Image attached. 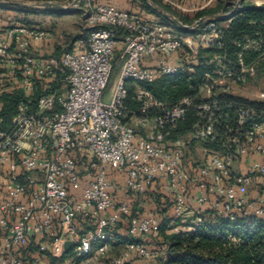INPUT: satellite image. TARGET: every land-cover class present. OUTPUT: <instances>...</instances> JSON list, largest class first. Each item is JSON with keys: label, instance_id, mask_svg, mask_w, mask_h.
<instances>
[{"label": "built area", "instance_id": "built-area-1", "mask_svg": "<svg viewBox=\"0 0 264 264\" xmlns=\"http://www.w3.org/2000/svg\"><path fill=\"white\" fill-rule=\"evenodd\" d=\"M82 2L88 37L61 59L35 53L47 30L0 29V95L24 94L10 126L0 127V264L161 260L169 245L159 248L156 237L166 216L134 207L152 191L169 196L177 224L168 232L195 231L206 210L264 217V90L248 88L264 61L263 33L235 42L230 54V20L204 17L177 30L170 19ZM252 5L264 8V0ZM117 53L120 75L104 101ZM178 74L193 83L176 102L145 87ZM191 113V130L173 139ZM193 144L202 145L198 164L187 158ZM125 222L135 241L109 258Z\"/></svg>", "mask_w": 264, "mask_h": 264}, {"label": "trees", "instance_id": "trees-1", "mask_svg": "<svg viewBox=\"0 0 264 264\" xmlns=\"http://www.w3.org/2000/svg\"><path fill=\"white\" fill-rule=\"evenodd\" d=\"M34 1H56V0H34ZM140 3L143 10L154 14L155 18L162 23H169L170 20L161 13L153 9L147 0H134ZM156 5L172 13L181 23L190 25L204 17H211L222 13L230 12L235 5V0H218L215 6L201 10L193 15L181 14L171 6L164 4L161 0H151ZM16 8L20 11H30L21 7L2 5L0 8ZM45 13L67 15L61 12H54L47 9ZM79 12L74 11L73 13ZM179 13V14H178ZM229 26L225 32V43L230 54L235 51V42L243 40L248 35H253L260 31L264 35V8L254 7L253 5L242 4V8L234 17L218 22L229 21ZM25 24V23H24ZM177 30H181L174 25ZM88 32L77 35L73 39V44L67 51H71L77 41L86 39ZM59 49V48H58ZM66 51V52H67ZM64 52V53H66ZM57 50V55H58ZM200 69V73L204 72ZM264 76V61L259 66L258 76ZM193 83L183 74L175 76H164L145 87L161 102L169 104L176 102L184 95L191 94L189 86ZM228 99L243 100L240 97L225 96ZM24 98L23 92L2 93L0 95V118L4 129L10 126L13 116L17 112L18 103ZM131 107L136 108V104L130 103ZM258 111L264 110V104H257ZM194 118L192 113L185 122H181L178 129L172 134V138H177L191 130ZM150 197L158 195V191L149 193ZM137 202L134 204L136 207ZM160 200L158 201V204ZM165 211V210H164ZM135 208L133 215H135ZM157 214V213H156ZM159 216V215H158ZM124 223L120 224V228ZM177 224L174 218L162 220L160 235L164 237L165 243L169 245L168 254L161 259V264H264V217L253 213L242 215L235 220L217 216L211 210L203 213V221L195 231L185 233L168 232L173 225ZM119 237V235H118ZM125 242H133L134 238L121 237Z\"/></svg>", "mask_w": 264, "mask_h": 264}, {"label": "rangeland", "instance_id": "rangeland-1", "mask_svg": "<svg viewBox=\"0 0 264 264\" xmlns=\"http://www.w3.org/2000/svg\"><path fill=\"white\" fill-rule=\"evenodd\" d=\"M16 2H23L27 4V6H23L21 8L29 9L30 11H20L16 8H0V14H5L7 11L9 12L8 16L11 17L10 25H14L16 23H25L29 26H35L37 28H41L44 30H47L50 32V38L48 41L47 50L48 53H45L43 57L49 58V57H55L58 59H61L64 55V52H66L69 47L73 44V39L79 35L84 33L85 28V22L83 20V17L81 16V13L76 12L69 15H57V14H46L43 10L44 8L41 7H34L32 6L35 2H42V1H34V0H14ZM63 1V2H62ZM57 2V1H56ZM73 2V0H58L57 3H61V5L68 6ZM238 2V0H235V5ZM2 5H9L5 4L3 2H0ZM80 4V3H79ZM234 5V7H235ZM79 6V5H78ZM163 9V8H162ZM234 9V8H233ZM232 9V10H233ZM2 10V11H1ZM165 10V9H164ZM231 10V11H232ZM166 11V10H165ZM2 12V13H1ZM167 12V11H166ZM170 13V12H168ZM181 13V12H179ZM178 13V14H179ZM229 13V12H227ZM172 14V13H170ZM182 14V13H181ZM226 14V13H222ZM7 17V18H9ZM193 17V16H192ZM194 24V23H193ZM192 25V24H190ZM184 37L188 36L189 33H182ZM46 43V42H45ZM59 48V49H58ZM58 50V55H57ZM203 55H206L205 53ZM117 61L116 66L114 67L111 78L109 80L108 86L104 92V101H108L112 89L117 82L119 75H120V69L121 64L118 63V53L116 54ZM64 90H66V86L64 84L63 86ZM250 92H255L259 90H264V76L261 75L260 78L256 79L255 81H252L248 85ZM246 96V95H245ZM203 150L202 145L200 144H193L188 150H187V158L190 162L194 164H198L201 159L203 158ZM123 184L120 185V193L123 192ZM124 194V193H123ZM254 196L256 193H252ZM140 203L136 204L137 208H143L142 212L145 213H152L159 216H166L167 218H172L173 211H172V205L169 202V196H165L164 193L158 191V195H154L153 197H150V195H146L144 197L137 199ZM160 200V203L158 204V201ZM136 210V209H135ZM165 210V211H164ZM123 228L127 230V222L123 224ZM158 243L156 246L159 248H162L165 246V240L164 237L160 234L157 235ZM123 243L117 244L115 246H112L111 250L108 253V257L112 258L121 253V251L124 248V244L126 243L122 238L119 239ZM141 240V239H139ZM147 240L151 241V238H148ZM105 261V259H102ZM137 260V259H135ZM141 260V259H140ZM156 262V264H161V261L159 259L153 260ZM133 262V261H132ZM130 262L129 264H132ZM107 262H105L106 264Z\"/></svg>", "mask_w": 264, "mask_h": 264}, {"label": "crops", "instance_id": "crops-1", "mask_svg": "<svg viewBox=\"0 0 264 264\" xmlns=\"http://www.w3.org/2000/svg\"><path fill=\"white\" fill-rule=\"evenodd\" d=\"M56 1L58 2V0H56ZM56 1H52V2L57 3ZM161 1L164 4H167V5L171 6L176 11L181 12L183 14H189L191 16H193L194 14H196L197 12H199L201 10H204V9H207V8L215 6L216 3H217L216 2V3L212 4V5H204L199 0H161ZM169 1H173V2H176V3L180 4L182 7L185 8V11L178 10L176 7L170 5ZM254 1L255 0H245L243 2V4L252 5L254 3ZM93 2L97 3V4H105V5L114 6L115 8L121 9V10H128V11L134 12V13L140 15V16H145L147 18H151V19L155 18L154 14L148 13L145 10H143L141 5H140V3L135 2L134 0H93ZM82 4H83V2L81 0L79 6H77L74 11H78L79 10V13H81L80 9H81ZM8 13L9 12L7 11L5 14H0V29H2L4 27H7V26H10L11 17L8 16L9 15ZM67 15H69V14H67ZM7 17H9V18H7ZM81 40H83V39H81ZM47 41H46V43H38V44L34 45V50H35L36 55L43 57V55L45 53H48V50H47L48 48H47L46 45H48V43H50V41H48V43H47ZM79 41H77L75 43V45ZM125 236L127 237V230L125 228H123V225H122L120 230H119V237L118 238L121 239V237H125ZM132 264H156V262L155 261H146V260L137 259V260H133Z\"/></svg>", "mask_w": 264, "mask_h": 264}, {"label": "water", "instance_id": "water-1", "mask_svg": "<svg viewBox=\"0 0 264 264\" xmlns=\"http://www.w3.org/2000/svg\"><path fill=\"white\" fill-rule=\"evenodd\" d=\"M81 0H73V2L68 5V6H64L52 1H42V2H35L32 4V6L34 7H41L50 11H54V12H61V13H65V14H72L75 10V8L79 5ZM148 3L159 13H161L163 16H165L167 19H170L171 21H173L178 28H180L181 30H186V26L184 24H182L180 22V20L175 17L173 14H170L168 12H166L164 9H162L161 7H159L158 5H156L155 3H153L151 0H147ZM245 0H238V2L236 3L234 9L232 11H230L229 13L226 14H220V15H214L211 16V20H227V19H231L232 17L235 16V14L239 11L240 8H242V4ZM0 2H3L5 4H9L11 6H16V7H23V6H27V4L23 3V2H16L14 0H0ZM204 21V18H201L199 20L196 21V23L194 25H199ZM69 243L66 244V247H69Z\"/></svg>", "mask_w": 264, "mask_h": 264}]
</instances>
